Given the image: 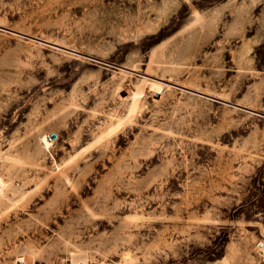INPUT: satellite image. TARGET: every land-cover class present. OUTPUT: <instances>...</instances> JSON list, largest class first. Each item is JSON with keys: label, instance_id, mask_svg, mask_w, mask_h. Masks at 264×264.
I'll return each instance as SVG.
<instances>
[{"label": "rangeland", "instance_id": "obj_1", "mask_svg": "<svg viewBox=\"0 0 264 264\" xmlns=\"http://www.w3.org/2000/svg\"><path fill=\"white\" fill-rule=\"evenodd\" d=\"M0 179V264H264V0H0Z\"/></svg>", "mask_w": 264, "mask_h": 264}, {"label": "bare ground", "instance_id": "obj_2", "mask_svg": "<svg viewBox=\"0 0 264 264\" xmlns=\"http://www.w3.org/2000/svg\"><path fill=\"white\" fill-rule=\"evenodd\" d=\"M8 186H9V184L8 183H6V182H4V181H2L1 179H0V191H5L7 188H8ZM127 254V253H126ZM124 257H125V260H128V254L127 255H124ZM129 261V260H128Z\"/></svg>", "mask_w": 264, "mask_h": 264}, {"label": "water", "instance_id": "obj_3", "mask_svg": "<svg viewBox=\"0 0 264 264\" xmlns=\"http://www.w3.org/2000/svg\"><path fill=\"white\" fill-rule=\"evenodd\" d=\"M199 94L204 95V96H207V95H205V94H203V93H199ZM208 97H210V96H208ZM210 98H214V97H210Z\"/></svg>", "mask_w": 264, "mask_h": 264}]
</instances>
